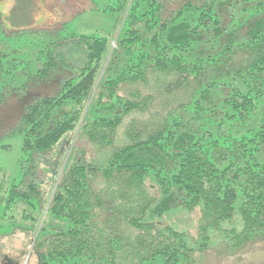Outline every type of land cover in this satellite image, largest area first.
I'll list each match as a JSON object with an SVG mask.
<instances>
[{
	"label": "trees",
	"instance_id": "1",
	"mask_svg": "<svg viewBox=\"0 0 264 264\" xmlns=\"http://www.w3.org/2000/svg\"><path fill=\"white\" fill-rule=\"evenodd\" d=\"M165 1L175 0L93 2L109 19L104 33L66 21L0 32V106L68 72L6 136L22 137L17 174L0 170V237L22 230L17 214L40 222L39 172L58 176L36 240L40 264H192L236 220L226 230L234 247L264 241V0L189 2L168 16ZM20 3L18 14L35 10ZM150 79L147 93L123 91ZM75 134L61 171L59 147ZM179 209L199 210L198 241L165 221Z\"/></svg>",
	"mask_w": 264,
	"mask_h": 264
},
{
	"label": "rangeland",
	"instance_id": "2",
	"mask_svg": "<svg viewBox=\"0 0 264 264\" xmlns=\"http://www.w3.org/2000/svg\"><path fill=\"white\" fill-rule=\"evenodd\" d=\"M35 10L20 12L22 6L19 0H4L0 2V32L3 30L6 33H10L8 30L19 26L20 28H27L36 31H54L61 27L66 21L70 23L72 31L91 34V33H104L111 28L109 19L102 13L96 12L95 3L103 5L106 0H33ZM203 0H175L173 2L165 1V15L168 16L175 10L181 8L186 3H201ZM95 2V3H93ZM95 10V11H94ZM8 25H7V23ZM33 23L32 25H30ZM4 26V27H3ZM11 26V28L9 27ZM5 28V30H4ZM30 31V30H29ZM34 32V33H35ZM101 33V34H102ZM2 39V35H0ZM9 43L15 44L14 37L10 35L8 38ZM81 56H79L78 64H80ZM75 60L66 62V65L76 64ZM74 68V66H72ZM66 68H58L54 75V79L50 78L43 82H33V85L27 91H13L10 93L8 101L0 106V138H4V145L9 149H3L0 146V170L8 171L12 176L17 174L19 169V159L21 155L22 137L10 135L6 136L12 131L13 128L20 124V119L25 112L27 106L33 102L35 98L40 95H53L59 90V82L68 72ZM73 70V69H72ZM27 77H20L17 79L15 87H20L26 82ZM153 86V79H150L149 85H135L128 86L123 89L126 90H139L147 93L148 87ZM182 92H176L168 96V100H174L176 97L181 96ZM120 131H124L121 129ZM121 135V134H120ZM68 140H65L59 147L63 158L65 159L64 165L61 171L65 168V165L73 153L72 149L75 144L77 134L72 135ZM119 137H122L119 136ZM97 153V152H96ZM95 152L93 157L99 156ZM5 171V172H6ZM7 172V173H8ZM60 172V171H58ZM42 178L36 180L40 185V191H44V199H47L51 190L56 188L58 184V176L48 174H41ZM152 193H155L152 184H149ZM42 199L44 202L43 215L40 222L33 224L32 222L23 221V216L16 215L17 220L22 225L21 229L16 231L15 234L10 236L0 237V264H40L38 256L36 255V240L40 229L48 220V208L51 199L48 198V202ZM18 213L27 214L32 213L29 209L20 205L17 208ZM35 214V213H33ZM32 214V215H33ZM200 212L199 210L193 212H186L185 210H176L171 214L164 217L165 221L171 224L174 228L181 232L187 233L194 241H198V227L200 224ZM163 222V221H162ZM237 220L231 224H225L223 230L220 233H213L212 242L209 244L207 250L203 252H196L192 256V264H264V241L248 245L247 247L237 248L233 246V240L230 235L227 236L226 230L232 227H238ZM191 244L194 245L192 242ZM197 248L196 246H194Z\"/></svg>",
	"mask_w": 264,
	"mask_h": 264
}]
</instances>
